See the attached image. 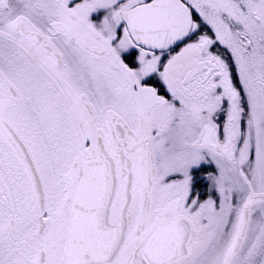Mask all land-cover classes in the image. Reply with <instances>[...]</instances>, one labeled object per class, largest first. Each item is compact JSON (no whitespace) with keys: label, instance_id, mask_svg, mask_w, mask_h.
<instances>
[{"label":"snow or ice","instance_id":"1","mask_svg":"<svg viewBox=\"0 0 264 264\" xmlns=\"http://www.w3.org/2000/svg\"><path fill=\"white\" fill-rule=\"evenodd\" d=\"M0 264H264V0H0Z\"/></svg>","mask_w":264,"mask_h":264}]
</instances>
